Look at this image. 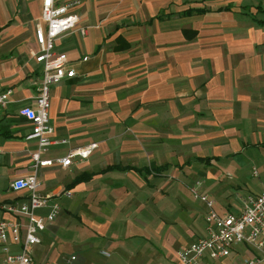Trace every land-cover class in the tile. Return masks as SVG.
Here are the masks:
<instances>
[{"label": "crops", "instance_id": "obj_1", "mask_svg": "<svg viewBox=\"0 0 264 264\" xmlns=\"http://www.w3.org/2000/svg\"><path fill=\"white\" fill-rule=\"evenodd\" d=\"M263 7L264 0H82L76 10L87 32L70 30L57 39L76 75L51 87L50 120L58 141L42 156H64L92 141L98 147L69 166L39 167L40 190L50 194L49 203L63 194L69 199L42 231L36 258L54 264H166L150 243L152 233L162 230L154 210L157 205L169 212L171 224L183 184L196 179L217 198L220 212L229 211L231 201H223L229 186L219 174L240 164L222 161L264 158ZM41 12L42 0H0V89L13 88L11 101L0 108V219L13 216L3 203L28 195L27 189H13L12 181L34 171L38 138L20 108L37 106ZM82 174L91 176L75 182ZM142 208L143 216H133ZM70 221L78 234L60 240ZM182 221L185 232L195 225L196 236L178 233L181 239L163 242L177 262L176 250L205 230V220L199 228L189 215ZM140 225L142 232L135 229ZM137 235L143 243L132 242ZM58 239L84 244L66 253ZM10 246L19 248L13 241ZM3 259L0 245V264Z\"/></svg>", "mask_w": 264, "mask_h": 264}, {"label": "built area", "instance_id": "obj_2", "mask_svg": "<svg viewBox=\"0 0 264 264\" xmlns=\"http://www.w3.org/2000/svg\"><path fill=\"white\" fill-rule=\"evenodd\" d=\"M81 2L82 0H42L41 20L45 25L38 27L39 48L35 53V59L42 68V77L35 94L37 106L27 104L20 108V113L32 122V132L38 138V148L31 153L34 171L15 178L11 183L13 189H27V198L3 203V208L13 216L0 219V245L4 251L2 264H54L48 259L36 258L35 245L42 242V231L55 220L61 207L58 202L49 203L50 194L40 190L42 182L37 171L40 166L55 162L69 166L75 156L87 158L98 147V142L92 141L71 149L64 156H42V151L58 141L54 136L55 126L50 120L51 87L76 75L68 53L56 48V40L70 30H78L83 34L87 32L89 25L81 22L76 10ZM88 57L86 55L83 58ZM12 92V87L0 89V108L11 101ZM254 173L258 174L257 168ZM202 187V179H196L190 184L191 191L204 201L207 208L205 230L202 235L176 250L178 263L264 264V190L247 194L236 192L240 209L222 213L217 208V198L204 192ZM44 207L48 210L41 213L39 209ZM12 241L19 244L17 250L11 249ZM246 251L249 253L244 254ZM76 257L73 254L65 259L67 263H71Z\"/></svg>", "mask_w": 264, "mask_h": 264}, {"label": "rangeland", "instance_id": "obj_3", "mask_svg": "<svg viewBox=\"0 0 264 264\" xmlns=\"http://www.w3.org/2000/svg\"><path fill=\"white\" fill-rule=\"evenodd\" d=\"M57 41L58 40H56V43ZM262 153H264V150ZM222 162H228V163L234 162V167H236L238 163L241 165V166L238 165V168L235 169L231 168V170H227L219 174L220 179L223 182L227 183L229 186V191L227 194L228 196L225 199H223V201L225 202V205L227 204L226 201H231V203H228V206L225 208H227L229 211L230 210L238 211L240 209V201L236 198V192L239 191L241 193L247 194V193H258L264 190V158H262L261 156L260 157L257 156L256 158H250L249 160L246 161H239L238 159H233V160L226 159L223 160ZM212 167L215 166L212 165ZM256 168L258 169L259 174L254 173V170ZM179 195L180 198H178L179 201L175 210L177 211L176 215L172 214V219L175 221H173L170 224L168 219V215H170L169 212L158 209L156 205L154 214L159 220L161 219L162 230L159 234L152 233V235H151L152 232L151 229L150 231H147L149 234L148 236L151 235L150 243L155 245L156 249L162 252L163 256L166 259V264H179V263L175 261L173 256L171 257L170 250L168 248H165L163 242L166 241L167 243L171 244V241L178 236V233L182 234L181 236L187 237L188 239L194 238L196 236V235L194 236V234H196L197 232L196 227H194L195 225L194 226L187 225L188 230L186 229L187 231L185 232L183 225L181 224L183 222L182 219L183 217H185V215L187 216L189 215L191 218H196L197 227L199 228L203 220H205V214L207 210L203 202L199 198H197L195 194L191 191L190 183L183 184L182 191L179 193ZM68 199L69 198L65 194H63L62 197H59L57 200L58 203L60 204V207L65 209V203ZM151 207L152 206L150 205L149 213L153 214ZM143 209L144 208H142L141 210H136L133 213V216H139V217L143 216V214L146 213V209L145 210ZM72 219L75 223H79L78 222L79 220L78 218H76L75 215L72 216ZM77 229L78 227L70 221L68 225L62 228V230L58 234V238L60 240L62 239L67 240L68 238L75 237L76 234H78ZM135 229L139 230V232L143 231L141 225ZM59 239L57 240V246L60 248L62 252H66V253L72 252L75 248L77 249L82 248V246L79 247L76 244L79 245L84 244V242L80 240L77 241L75 245L74 244L67 245L64 242L60 241ZM177 239H181V238L177 237ZM144 240L145 238L142 235H137L136 237H134V239H132V242H134L135 244L136 243L141 244L144 242ZM247 253H249V251L244 252V254ZM241 256L242 254L239 255L238 257Z\"/></svg>", "mask_w": 264, "mask_h": 264}, {"label": "trees", "instance_id": "obj_4", "mask_svg": "<svg viewBox=\"0 0 264 264\" xmlns=\"http://www.w3.org/2000/svg\"><path fill=\"white\" fill-rule=\"evenodd\" d=\"M264 8V7H263ZM118 165H111L109 168H113V167H117ZM91 176V174H82V175H79L75 178V182H78L80 180H84L86 178H89Z\"/></svg>", "mask_w": 264, "mask_h": 264}]
</instances>
